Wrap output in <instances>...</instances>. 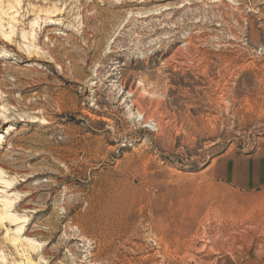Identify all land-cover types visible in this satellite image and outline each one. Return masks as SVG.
I'll use <instances>...</instances> for the list:
<instances>
[{
    "label": "rangeland",
    "instance_id": "374dc122",
    "mask_svg": "<svg viewBox=\"0 0 264 264\" xmlns=\"http://www.w3.org/2000/svg\"><path fill=\"white\" fill-rule=\"evenodd\" d=\"M0 24V264H264V0H0Z\"/></svg>",
    "mask_w": 264,
    "mask_h": 264
},
{
    "label": "crops",
    "instance_id": "0c3cea01",
    "mask_svg": "<svg viewBox=\"0 0 264 264\" xmlns=\"http://www.w3.org/2000/svg\"><path fill=\"white\" fill-rule=\"evenodd\" d=\"M214 170H215L214 173L216 174V177L220 179L230 180L234 182L236 185L244 184L243 179L245 178L243 177V175L236 168L232 169L229 163L225 161L219 164Z\"/></svg>",
    "mask_w": 264,
    "mask_h": 264
},
{
    "label": "bare ground",
    "instance_id": "6f19581e",
    "mask_svg": "<svg viewBox=\"0 0 264 264\" xmlns=\"http://www.w3.org/2000/svg\"><path fill=\"white\" fill-rule=\"evenodd\" d=\"M50 13H52V12H50ZM18 14V13H17ZM52 22V21H51ZM34 25H35V23H34ZM45 31V30H44ZM0 35H4L5 37H8V35L7 34H5V32H4V28L1 26V24H0ZM2 39V38H1ZM49 40V39H48ZM52 42H53V40H52ZM124 89V87H122V90ZM128 97H130V99L133 97V93H131L130 91H128ZM131 104H132V107L130 108V112H133L135 109L133 108V107H136V105H135V103L134 102H132V100H131ZM136 111H137V114L141 117V120H143V121H145L147 124H148V118H146L145 116V114L143 113V112H141L140 110H139V108H137L136 107ZM2 136L0 135V141H2ZM4 207L6 208V210H5V212L6 211H8V210H10V209H12L11 208V205L8 203V202H6L5 204H4ZM0 219L1 220H5V219H9V220H12V221H18V220H20L19 218H17V217H14V215H8L7 216V213H3V215H1L0 216ZM245 239V238H244ZM243 242V241H242Z\"/></svg>",
    "mask_w": 264,
    "mask_h": 264
}]
</instances>
